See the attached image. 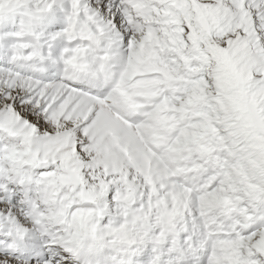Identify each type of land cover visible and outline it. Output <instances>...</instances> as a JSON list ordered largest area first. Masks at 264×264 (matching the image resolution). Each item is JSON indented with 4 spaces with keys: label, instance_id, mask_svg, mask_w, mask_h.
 <instances>
[{
    "label": "snow or ice",
    "instance_id": "1",
    "mask_svg": "<svg viewBox=\"0 0 264 264\" xmlns=\"http://www.w3.org/2000/svg\"><path fill=\"white\" fill-rule=\"evenodd\" d=\"M0 264H264V0H0Z\"/></svg>",
    "mask_w": 264,
    "mask_h": 264
}]
</instances>
